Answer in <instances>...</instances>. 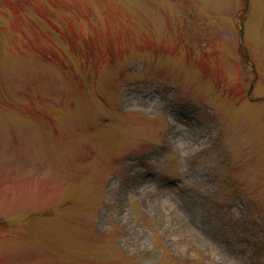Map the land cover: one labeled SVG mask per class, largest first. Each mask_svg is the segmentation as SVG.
<instances>
[{
  "label": "rangeland",
  "instance_id": "rangeland-1",
  "mask_svg": "<svg viewBox=\"0 0 264 264\" xmlns=\"http://www.w3.org/2000/svg\"><path fill=\"white\" fill-rule=\"evenodd\" d=\"M0 264H264V0H0Z\"/></svg>",
  "mask_w": 264,
  "mask_h": 264
}]
</instances>
